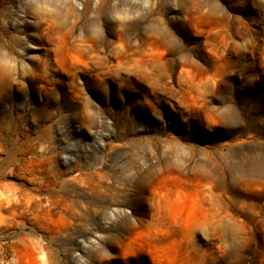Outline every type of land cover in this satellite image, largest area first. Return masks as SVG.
I'll return each instance as SVG.
<instances>
[{
	"label": "rangeland",
	"instance_id": "rangeland-1",
	"mask_svg": "<svg viewBox=\"0 0 264 264\" xmlns=\"http://www.w3.org/2000/svg\"><path fill=\"white\" fill-rule=\"evenodd\" d=\"M0 196V264H264V0H0Z\"/></svg>",
	"mask_w": 264,
	"mask_h": 264
},
{
	"label": "bare ground",
	"instance_id": "bare-ground-1",
	"mask_svg": "<svg viewBox=\"0 0 264 264\" xmlns=\"http://www.w3.org/2000/svg\"><path fill=\"white\" fill-rule=\"evenodd\" d=\"M53 176L50 182H48V185L45 189H43L41 186L38 185L36 188H32L31 192H24V200L25 204L28 205L30 201L33 200L34 205L33 206H40L42 203V199H46V203L48 206H51L52 204H56L58 201H61L64 203L63 205L65 208H69L70 213H73L72 210L74 209V205L71 201H69L66 198L65 186L67 185L69 180L65 179V175H57L55 171L52 172ZM73 182L80 181L78 177H73L71 179ZM55 183V184H54ZM58 184V188L56 189V185ZM28 192V193H27ZM31 193L35 194L32 195ZM37 195V196H36ZM44 198H38L39 196H43ZM9 198L8 197H1L0 196V205L3 203H8ZM36 249H39L41 251V241L38 240L37 242H34L32 244ZM39 264H48L47 261H45L43 258H39Z\"/></svg>",
	"mask_w": 264,
	"mask_h": 264
}]
</instances>
